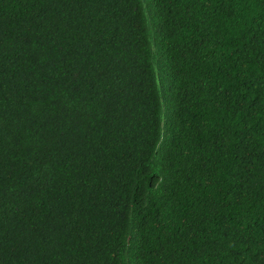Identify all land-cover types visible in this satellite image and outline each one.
<instances>
[{"label": "trees", "instance_id": "1", "mask_svg": "<svg viewBox=\"0 0 264 264\" xmlns=\"http://www.w3.org/2000/svg\"><path fill=\"white\" fill-rule=\"evenodd\" d=\"M0 264H264V0H0Z\"/></svg>", "mask_w": 264, "mask_h": 264}]
</instances>
